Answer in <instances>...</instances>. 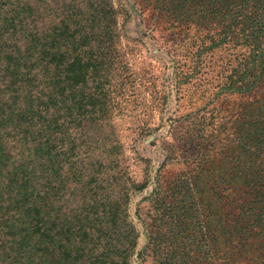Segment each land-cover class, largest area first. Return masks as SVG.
<instances>
[{
  "label": "trees",
  "instance_id": "16d2710c",
  "mask_svg": "<svg viewBox=\"0 0 264 264\" xmlns=\"http://www.w3.org/2000/svg\"><path fill=\"white\" fill-rule=\"evenodd\" d=\"M134 1L150 8L155 23L220 26L225 40L249 46V57L240 54L237 93L251 94L256 109L246 187L261 208L258 222L245 216L252 209L238 216L239 246L264 223V0ZM52 3L0 0V264H130L138 234L119 202L95 200L79 210L64 204L68 181L81 178L72 134L106 113L119 13L111 0H70L62 9ZM180 177L174 191L184 201L169 198L168 184L149 200L170 229L160 235L148 225L141 258L147 252L155 264H217L216 257L228 264L238 247L220 254L210 244L196 195ZM186 212L195 235L187 234Z\"/></svg>",
  "mask_w": 264,
  "mask_h": 264
},
{
  "label": "rangeland",
  "instance_id": "374dc122",
  "mask_svg": "<svg viewBox=\"0 0 264 264\" xmlns=\"http://www.w3.org/2000/svg\"><path fill=\"white\" fill-rule=\"evenodd\" d=\"M69 2L53 0L61 9ZM111 2L119 13V35L111 54L113 79L105 88L106 113L83 121L72 134L81 178L68 181L64 204L79 210L95 200L119 202L138 234L130 264H155L151 253L141 258L149 244L147 226L160 235L170 227L149 200L159 184H168L169 198L184 201L174 191L183 173L208 241L221 251L216 254L236 246L228 264H264V223H256L239 246L233 230L243 209H252L245 213L252 224L261 208L256 191L246 187L257 133L250 115L256 109L251 94L237 93L245 67L240 54L250 56L248 45L225 40L220 26L155 23L143 4ZM185 215L187 234L195 235L194 220ZM216 263L224 264L217 257Z\"/></svg>",
  "mask_w": 264,
  "mask_h": 264
}]
</instances>
